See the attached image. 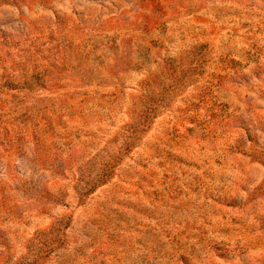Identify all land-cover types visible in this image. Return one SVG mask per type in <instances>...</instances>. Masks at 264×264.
<instances>
[{
  "label": "rangeland",
  "instance_id": "374dc122",
  "mask_svg": "<svg viewBox=\"0 0 264 264\" xmlns=\"http://www.w3.org/2000/svg\"><path fill=\"white\" fill-rule=\"evenodd\" d=\"M0 264H264V0H0Z\"/></svg>",
  "mask_w": 264,
  "mask_h": 264
}]
</instances>
